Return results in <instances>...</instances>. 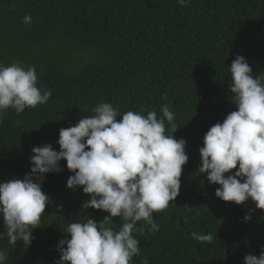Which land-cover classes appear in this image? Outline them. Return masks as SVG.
<instances>
[{
	"label": "trees",
	"instance_id": "obj_1",
	"mask_svg": "<svg viewBox=\"0 0 264 264\" xmlns=\"http://www.w3.org/2000/svg\"><path fill=\"white\" fill-rule=\"evenodd\" d=\"M25 16L31 23L23 22ZM237 55L254 76L264 75V0H0V64L34 67L37 86L52 93L43 105L0 114V182L30 172L34 146L59 151V130L95 115L100 103L121 114L155 111L158 118L167 105L178 127L172 135L186 140L189 160L176 200L153 213L159 230L137 222L140 254L131 264H244L246 255L258 256L264 247V210L251 200L222 201L215 196L219 186L198 171L205 133L236 110L228 85ZM60 166L45 176L42 189L53 203L31 230L26 250L22 241L9 244L0 221L5 264H54L58 241L70 238V223L108 215L82 209L88 196L82 188H66L73 173L66 161ZM114 223L119 228L121 218ZM192 232L215 238L200 242Z\"/></svg>",
	"mask_w": 264,
	"mask_h": 264
},
{
	"label": "clouds",
	"instance_id": "obj_2",
	"mask_svg": "<svg viewBox=\"0 0 264 264\" xmlns=\"http://www.w3.org/2000/svg\"><path fill=\"white\" fill-rule=\"evenodd\" d=\"M177 2L184 5L186 0ZM23 22L31 23V17L25 16ZM229 70L232 82L228 89L236 110L205 133L198 171L206 174L209 184L219 186L215 196L222 201L241 205L251 200L256 209L264 210V75L254 76L242 55L235 57ZM37 85L34 67L0 64V114L9 108L21 113L47 103L51 91ZM93 112L95 115L59 130V151L51 144L34 146L32 167L22 179L0 182V221L9 244L22 241L25 250L34 239L31 230L39 227L46 206L53 203L42 189L45 176L62 171V160L73 173L66 188H82L88 196L82 209L108 213L100 222L82 215L83 219L70 223L65 232L70 238L58 241L59 259L54 264H131L140 254V241L134 236L137 222L159 230L153 213L176 200L182 166L189 160L186 140L172 135L178 127L167 105L161 107L163 118L155 111L146 116L131 110L121 114L107 102L98 104ZM118 116L122 119L117 120ZM164 118L171 125L170 135L165 134ZM61 209L57 205V211ZM251 211L244 216L245 222L250 221ZM114 218H121L119 228ZM191 236L200 242L215 238L212 233L192 232ZM6 258L7 252L0 249V264ZM244 264H264V247L258 256L246 255Z\"/></svg>",
	"mask_w": 264,
	"mask_h": 264
}]
</instances>
